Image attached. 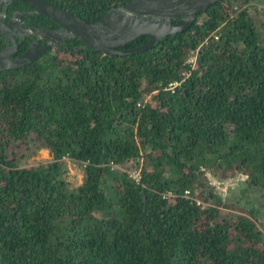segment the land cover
Returning <instances> with one entry per match:
<instances>
[{
	"label": "trees",
	"instance_id": "obj_1",
	"mask_svg": "<svg viewBox=\"0 0 264 264\" xmlns=\"http://www.w3.org/2000/svg\"><path fill=\"white\" fill-rule=\"evenodd\" d=\"M46 1L95 21L128 0ZM255 1L214 3L145 51L76 50L70 38L0 71V264H264ZM40 149L48 161L23 163ZM66 159L84 169L73 187ZM208 171L244 175V188L224 198Z\"/></svg>",
	"mask_w": 264,
	"mask_h": 264
},
{
	"label": "water",
	"instance_id": "obj_2",
	"mask_svg": "<svg viewBox=\"0 0 264 264\" xmlns=\"http://www.w3.org/2000/svg\"><path fill=\"white\" fill-rule=\"evenodd\" d=\"M19 1L28 4L33 12L42 14L61 26V29L50 30V33L40 30L43 36L78 38L82 45L76 50L92 47L103 54L128 55L145 51L157 40L187 30L199 14L223 0H128L122 6L109 8L95 21L85 20L46 0ZM142 35L149 37L144 45L120 49ZM48 45L46 43L42 50L47 49ZM42 50H37V53L40 54ZM35 52L36 50L27 51L23 56L5 59V63L0 60V70L27 65L35 58Z\"/></svg>",
	"mask_w": 264,
	"mask_h": 264
},
{
	"label": "flooded vegetation",
	"instance_id": "obj_3",
	"mask_svg": "<svg viewBox=\"0 0 264 264\" xmlns=\"http://www.w3.org/2000/svg\"><path fill=\"white\" fill-rule=\"evenodd\" d=\"M61 29V26L54 23L51 19L42 14L33 12L32 8L19 0H0V60L5 63V59H13L23 56L27 51H35V58L29 61L30 65L41 59L47 52L51 53L59 44L70 47L66 42L70 37L56 35L46 37L40 33V30L50 31ZM50 33V32H49ZM49 43L47 49L43 46ZM37 50H42L40 54ZM27 59L28 58H24ZM25 65V66H27ZM17 69H2L18 70Z\"/></svg>",
	"mask_w": 264,
	"mask_h": 264
},
{
	"label": "rangeland",
	"instance_id": "obj_4",
	"mask_svg": "<svg viewBox=\"0 0 264 264\" xmlns=\"http://www.w3.org/2000/svg\"><path fill=\"white\" fill-rule=\"evenodd\" d=\"M263 4V5H262ZM254 5L257 7H264V1H255ZM234 8H237V6H233ZM256 14V13H255ZM51 158L48 150L46 149H40L37 150L36 153L30 157L27 161H24L23 163L28 165L39 161H48ZM66 165H67V172L65 174V179L70 183V186H76L80 184L83 181L84 176V169L81 163L73 162L69 159H66ZM132 176H135L136 174H133L135 170L130 171ZM130 174V177H131ZM207 180L209 182V185L214 188L215 192H217L219 195L226 198L227 196L232 197L236 196L240 191V189H243L244 187L240 185L241 179H245L244 175L236 174L232 177H227L225 179H220L217 177L216 174H214V171H208L206 173ZM238 192V193H237Z\"/></svg>",
	"mask_w": 264,
	"mask_h": 264
},
{
	"label": "built area",
	"instance_id": "obj_5",
	"mask_svg": "<svg viewBox=\"0 0 264 264\" xmlns=\"http://www.w3.org/2000/svg\"><path fill=\"white\" fill-rule=\"evenodd\" d=\"M130 174H131V173H130ZM133 174H136V175H135V176H132V174H131V177L137 179L138 176H139V173L135 171V172H133Z\"/></svg>",
	"mask_w": 264,
	"mask_h": 264
}]
</instances>
